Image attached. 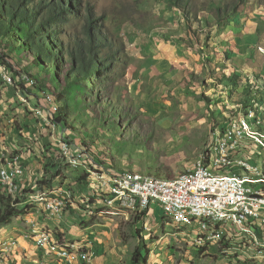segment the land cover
<instances>
[{"label": "rangeland", "instance_id": "374dc122", "mask_svg": "<svg viewBox=\"0 0 264 264\" xmlns=\"http://www.w3.org/2000/svg\"><path fill=\"white\" fill-rule=\"evenodd\" d=\"M86 1L91 6L96 28L117 44L115 48L120 54L99 77L95 75L94 81L85 83V93L77 88L62 89L63 96H71L73 100L69 104L72 108L65 107L67 120L61 124L55 121L57 110L67 103L60 98L59 90L45 95L24 90L22 93L31 102L28 104L13 86L0 81L1 119L9 120L5 124L7 131L0 135V155L25 152L33 182L46 184L56 193L68 188L73 191L74 197L64 213L73 209L81 213L91 205L94 218L102 213L104 218L115 220L116 229L127 243L136 220L142 223L152 220L151 207L158 204L152 202L148 207L133 209L117 200L109 205L108 188L96 173L109 168L164 177L180 175L203 154L218 120L239 113L244 115L255 110L253 106H258L253 128L264 132V93L255 94L264 87V0H192L190 10L194 21L190 28L194 36L190 38L185 15L168 0ZM85 4H80V11L87 15ZM81 20L70 15L66 23L57 25L65 48L75 40L76 31H81ZM68 57L64 55L65 63L56 75L62 85L71 67ZM206 60L241 68L249 79H243L240 86H249V93L227 92L226 81L216 85L215 73L210 71ZM9 72L13 74L10 69ZM248 94L258 100L249 101ZM45 96L51 97L50 101ZM109 100L124 115L117 130L107 125L108 116L99 112ZM62 142L69 143L73 154L85 151L89 162H83L89 166H73L67 161ZM250 147L255 155L252 162L259 164L264 172V146L256 143ZM209 169L216 172L219 167L210 165ZM257 186L263 188L264 184ZM16 199L19 202L15 208L22 213L11 221L20 218L19 224L24 225L33 217L36 207L25 197ZM72 214L75 212L68 215ZM161 217L174 226V231L180 230L171 219L163 214ZM141 222L139 225H144ZM250 224L252 235L234 225H224L226 244L217 242L215 251L226 254V250L237 249L241 256L238 264H264V245H258L255 239L264 244V217ZM148 226L146 223L143 228L147 230ZM192 227L190 233L194 234L198 225ZM35 228L31 224L26 237L36 242L39 229ZM139 235L136 231L137 244L144 250L147 244L142 246L143 238ZM12 241L15 246L16 241ZM0 242L3 245L2 239ZM190 245L185 243L184 247ZM211 245L196 247L197 252L209 256ZM131 259L129 263L128 259H122L121 264H131Z\"/></svg>", "mask_w": 264, "mask_h": 264}, {"label": "built area", "instance_id": "2783aa9c", "mask_svg": "<svg viewBox=\"0 0 264 264\" xmlns=\"http://www.w3.org/2000/svg\"><path fill=\"white\" fill-rule=\"evenodd\" d=\"M0 81L13 86L24 103H31L22 91H32L33 81L26 75L18 81L1 58ZM45 97L50 101L51 97ZM239 114L233 118L228 116L229 119L213 127L211 140L203 154L180 175L164 177L109 168L96 173L108 188L107 203L113 205L119 200L136 209L156 202L163 215L175 224L198 225L193 241L199 248L215 242L226 244L223 226L228 224L252 235L254 231L250 223L264 217V187L257 186L258 183L264 184V172L259 164L252 162L255 155L250 145L259 143L264 146V132L253 128L252 121L257 120L254 109ZM62 147L64 158L73 166H89L83 162H89L86 153L73 154L67 142H62ZM25 159L23 153L0 155V189L13 198L25 197L34 206H44L50 216H60L74 197L73 191L68 188L56 193L46 184L33 182ZM210 165L218 166V171H211ZM255 239L258 245H264ZM36 244L49 246L70 262H93L94 252L90 245L74 240L55 241L46 230L37 231ZM0 264L15 263L1 258Z\"/></svg>", "mask_w": 264, "mask_h": 264}, {"label": "trees", "instance_id": "16d2710c", "mask_svg": "<svg viewBox=\"0 0 264 264\" xmlns=\"http://www.w3.org/2000/svg\"><path fill=\"white\" fill-rule=\"evenodd\" d=\"M168 1L185 15L189 32H191L188 38L194 36L190 28L194 21L190 10L192 0ZM81 3H86L87 15L80 11ZM90 7L86 0H0V58L18 81L23 75L29 77L33 81L31 84L33 91L50 93L52 90H59L60 98H64L67 103V106L63 103L62 107L60 106L57 110L59 114L55 121L59 124L67 120L64 109L65 107L72 108L69 104L73 100L71 96H63L62 89L72 91L73 88H77V91L85 93V83L90 80L94 81L95 75L99 77L100 73L105 72L120 54L119 49L115 48L117 44L111 43L109 38L101 34L99 28H96L97 23L94 22ZM70 15L82 18L81 31H76L75 40L71 41L68 48H65L57 25L66 23ZM198 50L202 53L201 48ZM65 54L69 56L68 61L71 62V67L65 74L66 83L62 85L56 75H59V69L65 63ZM206 62L211 68L210 71L215 73L216 85L219 86L226 81L227 84L224 87L227 92L233 93V90H237L239 93H249V86H240L243 79H249L241 68L235 64L221 66L217 61L206 60ZM257 93L262 95L264 87L258 88L255 94ZM53 97L55 100V95ZM83 98L82 94L81 100ZM247 98L249 101L258 100L250 94ZM253 108L257 110L258 106H253ZM99 112L108 116L107 125L111 128L117 130L123 124L122 116L124 115L111 100ZM226 119L229 117L226 116ZM224 121L225 119L218 120L216 124ZM212 131L213 129L210 132L208 144ZM132 133L135 131L132 130ZM18 202L19 200L0 189V228L22 213L15 208ZM137 231L141 234V230ZM146 262L147 257L137 245L132 252L131 264H145Z\"/></svg>", "mask_w": 264, "mask_h": 264}, {"label": "crops", "instance_id": "0c3cea01", "mask_svg": "<svg viewBox=\"0 0 264 264\" xmlns=\"http://www.w3.org/2000/svg\"><path fill=\"white\" fill-rule=\"evenodd\" d=\"M8 121L4 120L3 122L0 119V135L7 131L5 124L7 125ZM36 164L39 166L37 161ZM84 167L87 168L85 165ZM29 168H31L30 164ZM35 207L33 217L28 218V222H25L24 225L19 224L22 220L17 218L1 227L0 240L2 239L3 245L0 248L6 247V250L0 249V259L13 261L15 264H88L81 260L70 262L62 258L57 251H52L49 246L41 247L35 241L28 239L26 234L31 231V224L35 225L37 230L49 231L55 241L74 240L90 245L94 256L93 262L89 264H121L122 259H128L129 263V259L132 258L131 251L138 245L136 231L141 229L139 236L143 238L142 246L147 244L146 249L142 250L147 257L146 264H238L241 258L237 254V249L226 250V254H218L214 249L216 242L211 245L213 250L209 256L197 252L199 250L192 247L195 233H190V227L193 225L179 226L178 228L182 232L180 230L174 231V226L162 219L161 207L156 204H153L150 210L152 220L143 222L144 225L142 226L139 225L141 221L136 220L127 243L123 241L120 231L116 229L115 220L104 218L102 213L94 218L91 205L89 209H83L81 213L74 209L71 210L73 213L75 212V215H68L71 211L67 210L68 212L65 211L67 213H64L65 216L63 213V216L60 215V219L56 216H50L42 205ZM67 215L70 217L67 218ZM146 223L149 224L147 230L143 228ZM184 228H188L189 231ZM59 231H62L63 236L60 235ZM12 240L16 241L15 246L11 244ZM185 243L191 244L189 248L184 247Z\"/></svg>", "mask_w": 264, "mask_h": 264}]
</instances>
